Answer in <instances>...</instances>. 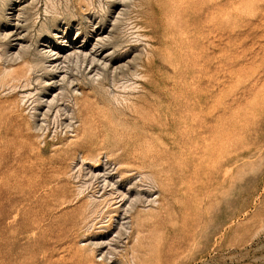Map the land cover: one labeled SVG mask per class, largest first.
Masks as SVG:
<instances>
[{
	"label": "rangeland",
	"instance_id": "1",
	"mask_svg": "<svg viewBox=\"0 0 264 264\" xmlns=\"http://www.w3.org/2000/svg\"><path fill=\"white\" fill-rule=\"evenodd\" d=\"M0 264H264V0H0Z\"/></svg>",
	"mask_w": 264,
	"mask_h": 264
},
{
	"label": "bare ground",
	"instance_id": "2",
	"mask_svg": "<svg viewBox=\"0 0 264 264\" xmlns=\"http://www.w3.org/2000/svg\"><path fill=\"white\" fill-rule=\"evenodd\" d=\"M21 55V54H20ZM52 56V55H51ZM12 70V69H11ZM4 71V70H3ZM6 72V71H5ZM4 75V74H3ZM8 76V75H7Z\"/></svg>",
	"mask_w": 264,
	"mask_h": 264
}]
</instances>
